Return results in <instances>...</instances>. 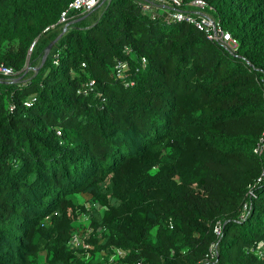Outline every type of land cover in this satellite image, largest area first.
Listing matches in <instances>:
<instances>
[{
	"label": "trees",
	"instance_id": "trees-1",
	"mask_svg": "<svg viewBox=\"0 0 264 264\" xmlns=\"http://www.w3.org/2000/svg\"><path fill=\"white\" fill-rule=\"evenodd\" d=\"M72 1L0 0V264H264V0H204L235 52Z\"/></svg>",
	"mask_w": 264,
	"mask_h": 264
},
{
	"label": "built area",
	"instance_id": "built-area-1",
	"mask_svg": "<svg viewBox=\"0 0 264 264\" xmlns=\"http://www.w3.org/2000/svg\"><path fill=\"white\" fill-rule=\"evenodd\" d=\"M109 0H73L69 7L61 13V17L58 21L60 27L64 29V32L67 31L71 19L72 12L77 14H87ZM139 6L142 11L149 15H162L168 20H173L177 22H185L192 24L196 27L197 30L203 32L206 37L217 43L230 52H235L238 47V42L232 37V35L226 31L221 23L213 16L212 7H209L204 0H194L189 4V10H186L184 7L183 0H138ZM142 64H146V59H142ZM117 76L123 77L124 72H126L129 67L126 62H119L116 67ZM15 71L13 68L6 66L5 64H0V77L11 78L15 76ZM94 81L89 83V87H93ZM29 105V103H26ZM263 146H259L256 149V152H262ZM221 225L216 227V233L218 236L221 235ZM89 232L86 234L85 238L89 237ZM85 238L81 239L79 235L75 234L73 236L72 244L74 246H80L82 243H85ZM257 255L264 258V240L261 243L252 249ZM212 256L216 254V246H213L211 249ZM126 255V251L122 249H116L110 257V261H113L116 258H121ZM102 258V257H101ZM104 259V258H102Z\"/></svg>",
	"mask_w": 264,
	"mask_h": 264
},
{
	"label": "rangeland",
	"instance_id": "rangeland-1",
	"mask_svg": "<svg viewBox=\"0 0 264 264\" xmlns=\"http://www.w3.org/2000/svg\"><path fill=\"white\" fill-rule=\"evenodd\" d=\"M61 27H59V29H60ZM27 71H33V70H31L30 68H28L27 69ZM2 78V77H1ZM4 80H8L9 82H11V81H17V80H20V78L18 77V75L17 74H15V76H13V77H11V78H3ZM79 197H80V201H82V203L83 204H85L86 205V207L88 208V209H90L91 208V206H92V202H91V196L90 195H88V194H81V195H79ZM82 218V222L83 223H87V218L85 217V216H83V217H81ZM80 229H84L83 227H80Z\"/></svg>",
	"mask_w": 264,
	"mask_h": 264
},
{
	"label": "water",
	"instance_id": "water-1",
	"mask_svg": "<svg viewBox=\"0 0 264 264\" xmlns=\"http://www.w3.org/2000/svg\"><path fill=\"white\" fill-rule=\"evenodd\" d=\"M58 41V39L56 41H54L47 49V52L52 48V46Z\"/></svg>",
	"mask_w": 264,
	"mask_h": 264
}]
</instances>
